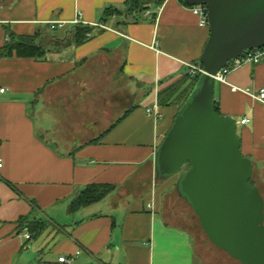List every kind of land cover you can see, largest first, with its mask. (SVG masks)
Masks as SVG:
<instances>
[{
	"label": "crops",
	"instance_id": "obj_1",
	"mask_svg": "<svg viewBox=\"0 0 264 264\" xmlns=\"http://www.w3.org/2000/svg\"><path fill=\"white\" fill-rule=\"evenodd\" d=\"M125 2L0 0V49L8 29L35 37L43 51L37 59L0 58V264L197 260L186 222L195 213L179 195V178L157 179L155 169L185 97L179 92L160 107L157 94L187 75L186 65L199 64L209 28L179 0L139 16L125 13ZM110 7L119 14L104 18ZM52 22L65 28L52 31ZM77 27L88 30L81 44L73 41ZM223 78L214 103L236 122L241 154L264 187V102L257 99L264 61ZM92 184L115 189L70 214ZM36 222L44 229L32 236L27 227Z\"/></svg>",
	"mask_w": 264,
	"mask_h": 264
},
{
	"label": "water",
	"instance_id": "obj_2",
	"mask_svg": "<svg viewBox=\"0 0 264 264\" xmlns=\"http://www.w3.org/2000/svg\"><path fill=\"white\" fill-rule=\"evenodd\" d=\"M206 7L209 38L200 78L158 147L156 178L178 175L179 195L217 248L240 264H264V200L251 161L242 156L236 122L214 110L212 76L264 47V0H183Z\"/></svg>",
	"mask_w": 264,
	"mask_h": 264
},
{
	"label": "trees",
	"instance_id": "obj_3",
	"mask_svg": "<svg viewBox=\"0 0 264 264\" xmlns=\"http://www.w3.org/2000/svg\"><path fill=\"white\" fill-rule=\"evenodd\" d=\"M165 0H126L125 2V13H131L136 16H139L140 13L146 11L147 6H155L160 7ZM183 5L187 6L183 0H179ZM189 7V6H187ZM190 8V7H189ZM119 10L116 8H107L104 10L103 16L104 18L110 17L112 15L119 14ZM86 28L77 27L76 31L73 35V41L75 44H81L84 42L87 37ZM6 35L8 37L5 45L0 49V58H9L16 56L18 58H41L43 55L42 48L36 42L35 37H17L8 29L6 30ZM202 76L191 77L189 75H185L182 79L174 82L166 89L162 90L157 94V104L160 107H165L174 103L175 97H178L179 92L180 95L185 97L183 99V104L181 108L184 106L189 96L193 92V90L198 85L200 78ZM186 88L182 91L184 86ZM180 108V110H181ZM179 110V111H180ZM214 110L217 114H219V110L217 105L214 103ZM220 115V114H219ZM187 170V167H186ZM185 170V171H186ZM184 172V171H183ZM182 172V173H183ZM252 186H255L253 182V177L249 181ZM115 186L112 185H88L82 192L77 195V197L71 202L68 212L73 214L82 209L93 206L94 204L102 201L108 194L113 192ZM44 229V224L42 222L32 223L27 227V230L32 236H35L41 233Z\"/></svg>",
	"mask_w": 264,
	"mask_h": 264
},
{
	"label": "built area",
	"instance_id": "obj_4",
	"mask_svg": "<svg viewBox=\"0 0 264 264\" xmlns=\"http://www.w3.org/2000/svg\"><path fill=\"white\" fill-rule=\"evenodd\" d=\"M190 9H191L192 13L194 15L198 16V18L200 19V26H202V27L207 26L206 7L194 6V7H190ZM146 16H150L149 12H146ZM71 24L76 26V25H79L80 23H79V20L77 19L76 21H74ZM48 26H49V29L52 31L63 30L65 28V23H63V22L53 23L52 22V23H49ZM263 61H264V47H262L260 49L246 51L241 58H238V59L230 62L228 64V66L226 67V69L219 72L215 76H212V78L214 81H218V82L223 83L224 82L223 72H227V71H230L232 69H237V68H239L243 65H246V64L257 65ZM186 67H187V75H189L191 77L206 75V72L203 70V68L200 64L186 65ZM0 92H3V90H0ZM257 99L264 102V88L259 91ZM146 113L148 115H152L153 111H152V109H148L146 111ZM247 123H249L248 119H243L242 121H240L241 125H245ZM0 167H1V163H0ZM24 238L26 240H29L31 238V235L29 233H27L24 235ZM71 261L72 260H68L66 258H60L59 259L60 263L70 264Z\"/></svg>",
	"mask_w": 264,
	"mask_h": 264
},
{
	"label": "rangeland",
	"instance_id": "obj_5",
	"mask_svg": "<svg viewBox=\"0 0 264 264\" xmlns=\"http://www.w3.org/2000/svg\"><path fill=\"white\" fill-rule=\"evenodd\" d=\"M186 170L184 167L181 172L176 176L178 179L182 172ZM253 182L257 184L259 188V192L264 200V187L258 184V181L254 179ZM195 215V214H194ZM191 210L188 212V220L186 222L190 225L188 229L192 232V236L195 243L197 260L195 264H240L238 261L229 257L224 251L215 247L206 237L204 232L202 231L198 219L194 216Z\"/></svg>",
	"mask_w": 264,
	"mask_h": 264
}]
</instances>
